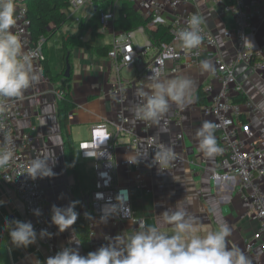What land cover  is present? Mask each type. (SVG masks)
I'll list each match as a JSON object with an SVG mask.
<instances>
[{"label":"crops","instance_id":"1","mask_svg":"<svg viewBox=\"0 0 264 264\" xmlns=\"http://www.w3.org/2000/svg\"><path fill=\"white\" fill-rule=\"evenodd\" d=\"M25 0H15L24 3ZM192 14L202 17L209 30L213 32L218 40L217 51L222 53L225 60L230 61L235 56V44L224 38V31L230 29L235 31V23L232 15L220 16V8L214 3L215 0H189ZM251 0H246L250 2ZM264 13V0H256ZM91 10H80L75 17H71V23L65 26L55 37L47 40L44 45V52L48 60L52 75L56 77L51 81L45 76L43 66L35 65V69L42 72L41 80L34 84L18 97L22 110V116L14 120L15 129L18 132L31 137V142L25 144L24 154L29 161L35 157L52 156L55 161L53 171L54 177L38 178L46 193V203L52 214V207H67L74 202L73 186L77 183L81 191L86 192L95 183V170L92 179L87 181V177L82 175L81 167L77 161L78 145L85 138L80 134L83 130L90 135L93 125L102 120L114 119L120 109V103L109 94L110 85L117 78V71L107 58H99L93 51L78 47L71 51V83L70 94L76 109L71 112L68 131L74 144L75 158L77 162L78 177L68 173L64 152V137L58 118L60 98L57 94L63 75L64 59L60 51L62 37L75 36L81 31L82 19ZM79 18L77 22L75 18ZM258 33L252 37L255 44L264 48V21L255 19ZM102 32V31H101ZM111 31L103 33L104 42L111 46L113 40ZM90 32L81 37L87 41ZM148 37V36H147ZM143 43V42H142ZM214 53L206 54L201 61L208 60L215 68ZM201 65V62H200ZM184 69L177 75L168 74L164 78L188 77L194 83L192 99L190 103L183 105H173L168 116L182 106L186 109L181 116V123H173L169 127L154 125L151 133L160 141L170 144L179 133L184 134V140L177 148V152L185 159V163L180 167L169 170L156 168L145 182L146 190L131 187L132 208L134 215L146 220V227L157 222L158 216L165 210H175L177 201L184 199L183 207L188 213L197 218L199 223L198 234L204 235L209 231H215L218 227L227 223L231 229V235L227 238V245L239 247L251 260L252 264H264V236L260 234V221L256 216L254 208L244 201L241 194V183L238 180L214 181L212 173L217 168L220 154L219 152L209 156L198 147L197 130L205 121L201 107L197 104V93L200 88L211 82V72H202L201 66ZM142 66L139 64L134 72H129L133 79L141 72ZM124 71V70H123ZM122 71V73H123ZM123 75V74H121ZM65 77V76H64ZM162 78V79H164ZM148 83V82H147ZM247 100L254 108L249 107L246 102L240 103L242 121L253 130L264 129V72L254 73L244 83H242ZM138 85H132L128 98V115L131 117L130 108L137 103L138 97L135 95ZM166 129L160 133V127ZM130 128L140 132L142 124L130 123ZM215 138V132H213ZM216 140V138H215ZM130 138L123 137L120 140L122 145L128 144ZM216 146L219 143L216 141ZM42 151L43 155H38ZM119 153H121L119 151ZM80 155V154H79ZM130 156H135L130 153ZM82 160V159H81ZM83 161V160H82ZM85 161V160H84ZM94 169V163H93ZM129 176L124 168L118 171V183L125 185ZM0 264H46L50 255L46 247L37 240L33 245L16 247L12 244L5 222L11 220L32 221L28 218L24 203L19 195L10 187L4 185L0 175ZM81 210L84 214H90L94 219L91 222V241L94 251L109 243V238L118 234H131L133 231L141 230L132 221H116L109 218L107 222H102L101 217L93 216L90 210L82 204ZM33 225V223H32ZM171 232V226L165 229ZM75 234L74 225L65 232L60 233L59 245L61 251L66 247H77L70 242V237ZM76 239H80L76 235ZM251 246L249 249L248 247ZM80 255L86 253L79 243Z\"/></svg>","mask_w":264,"mask_h":264},{"label":"built area","instance_id":"2","mask_svg":"<svg viewBox=\"0 0 264 264\" xmlns=\"http://www.w3.org/2000/svg\"><path fill=\"white\" fill-rule=\"evenodd\" d=\"M107 0H71L69 15H75L83 9H93ZM145 18H152L151 26L163 24L170 27L172 41L161 47L155 46L145 34L144 28L127 33L112 32L113 40L108 54L112 66L117 71V78L110 85L109 94L120 103V109L114 119L102 120L93 125L90 139L81 141L78 151L82 160H93L95 183L84 198V205L93 216L101 217V209L106 203L116 202V196L126 189L129 199L127 206L131 209L129 218L121 215L113 216L116 221H132L139 228L146 227V220L134 215L132 208L131 187L146 190V178L158 168L153 161L159 145L164 143L154 136L151 131L153 123L135 121L142 124L140 132L130 128L132 118L128 115V98L132 85L144 88L149 78L156 75L164 78L168 74L177 75L184 69L198 67L202 58L208 53H214V71L211 72V82L203 87L208 104L201 107L205 121L214 126L215 138L219 143L220 159L217 168L212 173L214 181L238 180L241 183V194L245 202L255 210L260 221V234L264 236V129L253 130L242 121V112L234 98L245 95L244 87L238 82L235 73L239 66L245 65L254 73L264 72V48L258 46L252 37L258 33L255 19L264 21V13L256 0H215L220 8V16L232 15L235 31L226 29L224 38L235 44V56L227 61L222 53L217 51L218 40L204 23L200 26L203 40L196 49H183L179 46L176 33L187 27V21L192 14L189 0H128ZM119 4L115 3L102 14V32L111 31L113 22L118 15ZM16 14L20 17L12 31L19 36L25 51H34V66H42L46 60L44 38L34 41L31 32V22L28 18L24 3L16 2ZM77 22L79 18H75ZM143 37L140 45L137 35ZM251 43H249L248 41ZM141 72L133 79H125L123 70L134 72L138 65ZM59 98L65 96L64 91L57 92ZM141 98L138 97L137 102ZM246 104L254 108L247 100ZM186 105L177 109L172 116L170 111L162 118L161 124L169 127L173 123H181V116ZM22 116L18 97L0 98V145L7 143L13 151V158L6 168H0L4 185L12 188L24 203L26 214L33 223L37 233V241L47 248L50 255L55 256L61 251L59 245L60 232L51 223L52 214L46 203V193L38 178L32 179L29 161L24 154L25 144L31 142V137L15 129L14 120ZM204 121V122H205ZM128 136L130 142L122 145L120 140ZM184 140V134L179 133L175 139L166 144L174 150V155L163 169L174 170L185 163V159L177 152ZM119 151L121 153H119ZM130 153L139 157L138 164L128 162ZM38 155H43L40 151ZM153 161V162H152ZM124 168L129 176L128 183H118V171ZM11 178V181L5 178ZM40 215H34V210ZM46 229L51 237L41 238L39 233ZM249 249L251 246L248 247ZM87 256V255H86Z\"/></svg>","mask_w":264,"mask_h":264},{"label":"clouds","instance_id":"3","mask_svg":"<svg viewBox=\"0 0 264 264\" xmlns=\"http://www.w3.org/2000/svg\"><path fill=\"white\" fill-rule=\"evenodd\" d=\"M16 12L15 0H0V98L19 97L25 90L38 84L42 77V72L34 67L36 53L25 51L21 39L12 31L20 19ZM202 23L201 16H190L187 27L176 33L181 48L191 50L201 45ZM200 66L202 72L214 71L212 63L208 60L201 61ZM193 88L194 83L188 77L161 79L156 75L150 76L144 88L135 92L141 99L130 108L133 122L143 121L160 125L162 118L173 105L191 102ZM214 129L215 126L211 122L205 121L196 133L199 149L209 156L221 151L216 146ZM165 131L161 126L160 133ZM173 155L174 150L161 143L153 156L154 164L163 170V166L169 163ZM12 158L13 151L7 143L0 145V168H6ZM128 162L138 164L139 157L130 156ZM54 164L55 161L50 155L32 158L28 176L32 179L54 177ZM5 180L12 179L6 177ZM115 199V203L109 201L101 209L102 222L106 223L109 218L117 215L130 217L132 212L127 206V190L122 189ZM2 204L0 201V205ZM75 204L76 202H73L63 208L53 205L51 223L60 233L75 224L79 215L75 211ZM183 204L184 199L177 201L175 210H165L158 216L154 225L133 231L131 234L122 233L109 238L106 246H101L87 256L80 255V242L73 234L70 242L77 247L64 248L55 256L49 257L46 264H252L239 247H228L227 238L231 235V229L227 223L221 224L215 231L200 235L198 219L191 216ZM40 214L38 209L34 210V215ZM85 215L88 219H94L90 214ZM167 226H171L170 233L165 230ZM5 228L16 247L27 248L36 243L37 233L30 221H6ZM51 235L46 229L39 233L41 238Z\"/></svg>","mask_w":264,"mask_h":264},{"label":"trees","instance_id":"4","mask_svg":"<svg viewBox=\"0 0 264 264\" xmlns=\"http://www.w3.org/2000/svg\"><path fill=\"white\" fill-rule=\"evenodd\" d=\"M119 4L118 15L113 22V31L116 33H127L144 28L145 34L152 40L155 46L161 47L172 41L170 27L163 24H155L151 26L152 18H145L128 0H117ZM71 0H25L24 4L27 8L28 18L31 22V32L34 41L44 38L46 41L58 35V33L71 23L69 16ZM115 0H107L95 6L87 16L82 19L81 31L78 35L62 37L60 51L63 53L64 66L63 75L58 78L62 79L58 91H64L65 96L60 99L58 118L62 135L64 137V152L66 159V167L68 173L75 178L78 177L77 162L75 158L74 144L71 140L68 127L70 124L71 112L76 109L72 96L70 94V83L72 77L66 79L64 77L67 62L71 65L72 48L78 47L93 51L99 58H107L111 50V46L106 45L102 30V14L106 9L112 6ZM90 32V38L87 41L81 40V37ZM43 72L51 81H55L56 77L52 72L46 59L43 63ZM72 74V71H71ZM247 97L245 95L234 98L235 104L245 103ZM197 104L203 107L208 104V100L203 88L197 93ZM75 211L79 214L74 224V231L86 255L94 252L91 241V222L82 212L81 207L85 198V194L81 191L79 184H75L72 189Z\"/></svg>","mask_w":264,"mask_h":264},{"label":"rangeland","instance_id":"5","mask_svg":"<svg viewBox=\"0 0 264 264\" xmlns=\"http://www.w3.org/2000/svg\"><path fill=\"white\" fill-rule=\"evenodd\" d=\"M137 41H138V43H140V45H142V42H143L142 35H140V34L137 35ZM122 74H123L122 76L125 79H128L130 77L129 73H127L126 70H124ZM80 134L85 138V140L90 139V135L88 133H86L85 130L82 129ZM77 161L79 163V166L81 167L82 175L84 177L88 178L86 182H90V180L92 179L93 170H94L93 169V160H85V161L83 160L82 161L79 153H77Z\"/></svg>","mask_w":264,"mask_h":264},{"label":"water","instance_id":"6","mask_svg":"<svg viewBox=\"0 0 264 264\" xmlns=\"http://www.w3.org/2000/svg\"><path fill=\"white\" fill-rule=\"evenodd\" d=\"M71 71H72L71 65H70V63L67 62V67H66V71L64 74L66 79L71 77ZM235 75H236V77H238V82L242 84L249 77L254 75V71L251 69L248 70L245 65H241L237 68Z\"/></svg>","mask_w":264,"mask_h":264}]
</instances>
